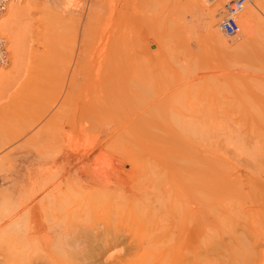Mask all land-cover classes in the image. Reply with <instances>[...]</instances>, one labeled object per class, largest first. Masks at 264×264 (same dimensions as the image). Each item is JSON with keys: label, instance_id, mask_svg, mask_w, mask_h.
Wrapping results in <instances>:
<instances>
[{"label": "rangeland", "instance_id": "rangeland-1", "mask_svg": "<svg viewBox=\"0 0 264 264\" xmlns=\"http://www.w3.org/2000/svg\"><path fill=\"white\" fill-rule=\"evenodd\" d=\"M226 1H222L215 14L217 19ZM158 2L46 0L47 6L32 12L33 27L37 25V29L34 31L31 28L28 40L31 50H28L24 72L19 79L8 78L9 87L0 90V217L8 220V204L15 198L13 196V200L9 201L12 196L10 181L13 175L25 177L21 173L24 171L21 166L25 154L35 152L43 153L45 157L53 156L50 144L46 145L48 141L41 151L38 149L36 152L33 142L26 138L27 134L20 133L26 121L30 120V125L38 117L36 115L39 113L35 114L31 110L36 98H46L44 92L35 90L40 86L37 87L32 77L41 74L47 66L48 71L56 72L67 64L71 55H74L73 63L77 62L79 71L90 66V69L100 68L98 72L103 73L107 70L106 64L120 67L117 62L110 61L111 57L121 61L124 55L127 56L126 53L129 56L131 52L135 57L133 61L137 59L138 67L134 62L132 65L137 67L135 75L138 77L132 80L136 81L135 85L131 81L125 84L124 90L127 87L129 89L125 91L126 95L122 92L115 98L111 97L107 92L108 78L100 74L99 82L94 81L99 86L95 83V87L91 86L92 109L88 118H84V127H79L80 107L73 112L67 111V105H63L55 126L61 143L58 155H70V161L79 159L82 171L87 165V172L84 173L92 175L100 187L107 191L105 200H101L105 203L111 201L108 199L112 194L123 191L127 192V196L132 194L135 190L133 184L138 191L141 186L144 188L149 184L160 187L159 184L164 181L162 187H171L167 189L163 207H160L164 209L161 213H170L171 208L174 209L178 204L174 178L180 175V167L193 168L202 164L219 167L218 170L214 167L215 172L212 169L203 173V190L206 192L208 188L209 193V190L214 189L207 195L210 199L202 195V198H206L205 214L208 212L209 221L212 214L218 217L215 216L218 221L214 223L211 220L213 225L210 230L216 233L213 238L226 239L231 231L239 233L235 234L232 245L235 248L231 247L234 250H225L220 244L219 252V244L213 245L215 240L212 233L208 232V236H212L207 240H211L213 249L205 238L206 246L202 247L201 257L196 255V258H200L198 261L202 259L204 264L212 260L214 263L210 264H226L225 256V259H230V264H264V253L260 256L257 252L259 241H256L258 237L264 239V191L260 192L264 186L256 181L258 177L264 180V51L256 53L251 48L252 35L245 36L238 26L234 35L226 36L233 38L236 43H242V48L229 56L228 51L222 50L220 36L210 32L207 20L201 23L200 16L195 15L188 0ZM257 12L259 17L254 20V27L264 20V9L260 8ZM111 48H116V57ZM84 56L90 59H84ZM258 57L261 62L257 60ZM10 60L8 56V65L0 69L10 70ZM78 76L83 75L80 72ZM84 79L79 82L80 86ZM73 98L80 106L81 93H73ZM71 125L74 127L70 128ZM18 132L19 135H16ZM129 150L136 151V162L127 165L123 155ZM126 167H133L135 174L127 172ZM84 173H81L83 178ZM237 173L240 177L234 180ZM208 201H212V204ZM39 205V209L36 208L38 214L35 211L38 216L43 212ZM160 208L156 211H160ZM4 213L8 214L6 218ZM100 213L96 209V216L99 217ZM136 213L133 210L131 214L136 216ZM38 216H35V222L41 224L42 219L36 220ZM128 216L130 213L126 215L125 221L130 218ZM29 220L34 222L32 216H29ZM0 227L2 230V225ZM9 227L6 225L7 230L0 231L3 233H0L2 258H9L5 254L10 248V251L14 250ZM41 245L43 247L42 242ZM61 255L57 253V257L63 260L64 256ZM133 255L136 259L137 255ZM202 256L206 261L210 257L209 261L205 262ZM133 258L128 264H136ZM5 262L8 264L9 261L3 264Z\"/></svg>", "mask_w": 264, "mask_h": 264}, {"label": "bare ground", "instance_id": "bare-ground-1", "mask_svg": "<svg viewBox=\"0 0 264 264\" xmlns=\"http://www.w3.org/2000/svg\"><path fill=\"white\" fill-rule=\"evenodd\" d=\"M154 1L158 2L159 0H142L143 3L157 4V2ZM222 1L223 0H188V4L195 15L200 16L201 23H203V20L208 21V27L211 29L210 32L220 36L219 42L222 44V50L228 51L230 56L232 52L239 51L242 48V43H236L233 38L227 37L226 35L229 36L230 34H226L220 27V18L217 19L218 16L216 17L215 14ZM44 5H48L46 0H11L6 10L1 14L0 31H4L3 34H7L4 36L7 49L10 47V55L8 50V56H10L12 60V66L10 70H5V68L0 69V90H7V87H9L7 83L8 78L12 79L16 77L19 79L23 74L27 56L29 55L28 50H31V48L29 49L31 28L34 29V31L37 29V25L33 27L34 24L31 15L32 12L41 10ZM67 6L68 5L65 3L66 8ZM222 8H220V10H222ZM260 8L264 9V0H248L236 14L238 26L240 27L239 31L245 36H249V34L252 35V46L251 44L250 46L252 49H255L256 53L257 51H264V20L263 23L258 26H253L254 20L259 17L257 10ZM229 40L235 41V43ZM111 52L115 55L116 48H111ZM79 54L80 53H78V56ZM123 54H125V52H123ZM126 54L127 56H122V62L119 60L115 61V59L111 57L110 61L112 63L117 62L120 67L114 68L112 65L106 64L107 70L103 73L98 72L101 70L100 68L94 69V67H92L90 69V66L79 71L77 62L73 63L74 55H71L65 66L60 65V69L56 68L58 72L57 70L56 72L48 71L49 69L47 66V69H44L43 72L41 71V74H36L32 77L35 84L38 85L37 87L40 86L39 89L35 90H37L38 93H40L39 91H41V93L44 92L46 96H44L45 94L40 95L46 98L45 100H38L36 98L31 110L35 112V114L39 113L36 115L38 117L35 119V122L32 121L33 123L30 125L28 123L30 120L28 122L26 121L23 127L25 131H20V133L27 134L26 138L30 140L31 143L33 142V146L37 149L36 152H38V149L41 151L46 141H48L49 143L46 145L48 146L50 144L53 156L45 157L42 155V152H40L42 154H35L34 152L35 155L27 153L24 156L22 166L20 165L21 169L23 168L24 170L21 173H23L25 177L20 178L21 176L19 174L17 175L20 177L17 175H13V179L9 177L11 179L10 194L12 195L9 201L11 202L13 200H11L13 196H15L16 199L13 197L14 200L11 204L8 202V205H10V209L7 211L9 214L8 220H3V216H1L0 226L2 225V230L4 229V231L7 230L6 225L11 227L10 232L12 234V239H9L13 242L11 247L13 248L14 246V250L10 251V248V252L8 251V254H5V256H10L9 258H2L1 256L3 254L0 255V264H3L4 261H9L8 264H128L132 262V256L134 257L133 262L135 261L134 263L136 264H204L202 259L200 260L201 262L198 261L200 258L197 259L196 255H199L202 247L206 246L204 242L205 238L206 243L209 242L212 249L214 244V246L219 244L217 245L219 246L217 250L219 252L220 244L221 248L225 250L229 248L233 249L231 247H234L232 245L234 244L235 234L238 231H236V233L235 231H231L227 234L226 239L225 237L218 239L216 236L213 238L216 233L210 230V226L213 225L215 221H218L216 220L218 217L215 215L217 217L215 218V216H213L214 214H212V216H210L212 218L210 219L214 220L215 218L214 221L212 220V223L211 220H208V212L206 213L207 215L205 214L206 202L204 200L214 189L209 190V193H207L208 188H206L207 191L205 192V189L203 190L202 178H204L203 175L208 170L213 169L215 172L219 167L217 168V166H214L215 169L211 167V164L210 166L207 164L203 166L202 163V165L193 168L180 167L182 170L180 175H175L174 178V182L177 186L176 189L179 194H177L178 204L174 209L171 208L170 213H161L164 209L160 207H163L162 203L165 202L164 198L165 195H167V189L171 187L170 185H167L166 188L162 187L164 181H160V187L149 184L144 188L141 186L142 189L139 188L138 191L135 184H133L132 187H134L135 190L132 194L127 196L125 194L127 192L124 193V191L119 194H112V197L108 199L111 201L105 203L101 200H105L104 198L108 195L107 191L100 187L92 175H86L84 173L85 171L87 172V165H84L85 171H82L81 168L83 166L79 159L70 161V155L66 154L63 157L58 155L61 143L55 126L58 124L63 105H67V111L73 112L77 111L80 107L79 127H84V118H88L90 110L92 109L90 96L91 86L93 87L94 85L95 87V84L99 82L98 79H101L100 74L108 78L107 92L114 98L122 94V92L126 95L125 91H129V89L127 87V90H124L125 84H128L130 81L132 85L136 84V81L132 82V80H135V74L138 72V69L136 70L138 67L137 59L133 61L135 57H133L134 55L131 54V52L130 54L132 56H130V54L128 56V53ZM86 57L89 58V56ZM86 57L84 56V59H88ZM257 60L261 62L260 57H258ZM132 62L136 63L137 67L134 68ZM8 63L7 57V62L0 63V68L5 67ZM80 72L83 76L79 77L78 74ZM82 78L85 79L83 84L81 82L80 86L79 82ZM94 81L97 82L95 83ZM97 85L99 86V83ZM75 92L81 93L82 102L80 106L75 101L76 99L73 98V93ZM26 126L28 127L27 129ZM73 127L74 126L70 128ZM49 129L51 132L49 131L50 134L48 135ZM16 135H19V132ZM135 152L136 151L133 150L126 152L125 156L123 155L124 163L127 165L132 162L135 163ZM118 154L120 155L119 152ZM142 158H144V156ZM137 167L139 169V166ZM126 168L128 169L127 172L132 175L135 174V171L132 170L133 167L132 169L131 167ZM152 172L156 173L154 170ZM81 173H84V178ZM239 177L240 175L237 173L236 176H234V180ZM249 178L251 179V177ZM260 178L262 181L259 177L258 179L256 178V181L264 186V180L262 177ZM234 180L232 179V181ZM257 183L255 184L259 187L260 185ZM203 191L205 194H202L204 193ZM262 191H264V189L260 192L263 193ZM202 195L206 196V198H202ZM19 196H21V200H19ZM210 197L212 196L210 195ZM211 200L213 201V198H211ZM212 201L208 202L212 204ZM5 205L7 206V204ZM38 205L40 209L43 210L42 214L39 216L35 215V213L37 212L38 214L39 211H37V209H39ZM157 208L161 210L157 212ZM96 209L101 211L100 215L98 214L99 217L96 216ZM261 209L260 207L259 210ZM133 210L137 211L136 216L131 214ZM4 212L7 213L6 210ZM128 213H130V216H128L130 218L125 221V217ZM8 214L5 215V218ZM29 216L33 217L34 222L29 220ZM35 216H38L36 219L37 221L42 219V223L40 222L41 224L35 222ZM23 218L26 219L22 220ZM69 223L72 225L68 226ZM208 232L210 234L212 233L213 236H211L216 241H214L215 243L213 242V245L211 240L208 241L211 238V236H208ZM8 237L11 236L9 235ZM258 238L256 239V241H259L257 242V252L261 256V254L264 253V239H261V237L260 239ZM5 246L7 247L8 245ZM0 250L2 249L0 248ZM221 251H223V249ZM254 251H256V249H254ZM57 253L62 254L64 259L60 260V257H57ZM133 254L137 255L136 259ZM221 254L223 257V253ZM199 256L201 257V255ZM219 256L221 255L219 254ZM202 258L204 259L205 257L202 256ZM223 258L226 260V264H230V259H225L226 256ZM208 261L205 260V262ZM211 262H213V260ZM217 264L221 263L218 262Z\"/></svg>", "mask_w": 264, "mask_h": 264}, {"label": "built area", "instance_id": "built-area-1", "mask_svg": "<svg viewBox=\"0 0 264 264\" xmlns=\"http://www.w3.org/2000/svg\"><path fill=\"white\" fill-rule=\"evenodd\" d=\"M11 0H0V16L6 10L8 3ZM248 0H228L224 2L221 17L220 27L226 34H235L238 31V21L236 14L241 10L243 5ZM8 57V49L6 47L5 36L0 33V63H6Z\"/></svg>", "mask_w": 264, "mask_h": 264}]
</instances>
